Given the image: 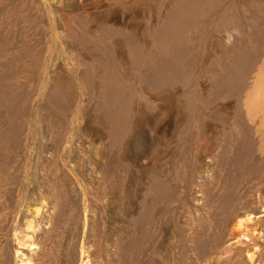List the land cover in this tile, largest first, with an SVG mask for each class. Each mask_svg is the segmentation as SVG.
I'll return each instance as SVG.
<instances>
[{
  "label": "rangeland",
  "instance_id": "1",
  "mask_svg": "<svg viewBox=\"0 0 264 264\" xmlns=\"http://www.w3.org/2000/svg\"><path fill=\"white\" fill-rule=\"evenodd\" d=\"M0 264H264V0H0Z\"/></svg>",
  "mask_w": 264,
  "mask_h": 264
}]
</instances>
